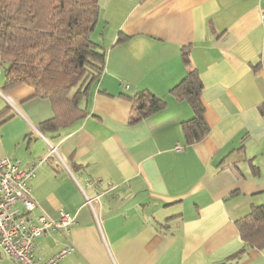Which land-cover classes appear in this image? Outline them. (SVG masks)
I'll use <instances>...</instances> for the list:
<instances>
[{
  "label": "crops",
  "instance_id": "0c3cea01",
  "mask_svg": "<svg viewBox=\"0 0 264 264\" xmlns=\"http://www.w3.org/2000/svg\"><path fill=\"white\" fill-rule=\"evenodd\" d=\"M99 5L92 39L106 66L81 101L85 119L43 132L51 103L26 85L5 90L0 71V160L27 170L46 159L33 198L53 220L60 211L75 219L68 235L39 238L38 256L71 246L59 264H264V248L236 226L264 207V0ZM185 49L209 126L194 145L182 130L194 111L171 94L189 70ZM144 91L167 108L131 124L128 97Z\"/></svg>",
  "mask_w": 264,
  "mask_h": 264
},
{
  "label": "trees",
  "instance_id": "16d2710c",
  "mask_svg": "<svg viewBox=\"0 0 264 264\" xmlns=\"http://www.w3.org/2000/svg\"><path fill=\"white\" fill-rule=\"evenodd\" d=\"M100 0H0V71L5 90L26 85L36 97L48 100L53 118L42 124L43 132L66 128L85 119L81 101L103 75L106 53L92 39L101 17ZM127 39L120 36L118 43ZM186 49L185 79L171 94L187 101L193 119L182 124L187 145H194L209 133L201 101L203 84L191 68ZM132 103L131 124L165 110L167 103L149 92H141ZM7 120L6 117H2ZM244 242L264 248V207H255L236 222Z\"/></svg>",
  "mask_w": 264,
  "mask_h": 264
},
{
  "label": "built area",
  "instance_id": "2783aa9c",
  "mask_svg": "<svg viewBox=\"0 0 264 264\" xmlns=\"http://www.w3.org/2000/svg\"><path fill=\"white\" fill-rule=\"evenodd\" d=\"M260 14L264 24V9ZM176 150L181 151V147L177 146ZM45 160L33 163L27 170L22 169L19 160H0V252L16 264H59L74 251L70 246L49 260L38 256L36 241L39 238L52 237L56 232L68 235L75 221L65 211H60L58 221L53 220L33 198L31 183ZM87 201L93 206L91 200Z\"/></svg>",
  "mask_w": 264,
  "mask_h": 264
},
{
  "label": "rangeland",
  "instance_id": "374dc122",
  "mask_svg": "<svg viewBox=\"0 0 264 264\" xmlns=\"http://www.w3.org/2000/svg\"><path fill=\"white\" fill-rule=\"evenodd\" d=\"M4 73V72H2ZM0 264H16L15 262H13L12 260L6 258L5 256L0 257Z\"/></svg>",
  "mask_w": 264,
  "mask_h": 264
}]
</instances>
